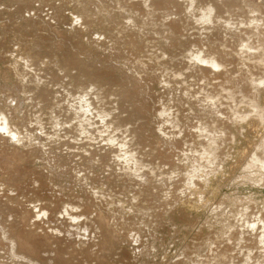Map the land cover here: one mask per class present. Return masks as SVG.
I'll return each mask as SVG.
<instances>
[{
    "label": "bare ground",
    "instance_id": "6f19581e",
    "mask_svg": "<svg viewBox=\"0 0 264 264\" xmlns=\"http://www.w3.org/2000/svg\"><path fill=\"white\" fill-rule=\"evenodd\" d=\"M21 1L25 2V0ZM60 1H66L68 5L76 8L75 12H71L74 13L76 22H82L81 25H85L86 29L97 24L96 21H100L108 23L105 24L107 26L105 29H108L105 32H115L113 41L107 40L108 42L103 43L101 40L94 41V48L97 45H105L106 51L121 55L120 57L124 55L123 57L129 62L130 60L134 61L133 67H130L131 71L129 68L131 75L126 76L124 86L118 85L121 88L117 94H114L115 97H121L123 100L136 99L140 94L138 91L140 87H136L137 90L135 88L128 90L126 86L130 80L135 81L137 77L141 76H143L145 85L163 80L168 86L173 87L177 92L183 91L184 94L176 95V98L167 101L168 99L165 100L164 95L154 97L155 93L153 92L154 95H150L152 101L145 102L144 107L141 106V108L149 112L153 111L156 123L151 124L146 132L144 127L147 117L144 116L141 119L136 118L137 121L130 123L134 127L124 131L123 128H126L124 127L126 126L124 117L99 108V104L104 102L101 91L103 87L101 86L110 76L106 77L107 79L105 78L104 81L105 75L100 74L103 70L98 73L94 72L96 65L94 64L93 67L87 61H80L79 57L77 59L79 61L72 66L71 64L69 66L67 60L64 61L67 64L59 61L62 65L58 68L55 61L58 54L56 53L57 55H52L53 57L50 58L46 53V56L43 57L44 53L41 54L38 50L40 42L35 41L37 37L31 39L34 34L31 37L28 35V26L30 27L28 30L37 27L36 32L43 28L50 33L51 40L59 39L62 36L60 32L62 30H59L57 26L60 25L61 19L59 18L64 17L63 20H65L66 17L63 15L68 9L67 7L61 3L55 8L50 6L53 8L51 10L53 12L47 16L49 19L44 18L46 14L44 17L37 14L39 20H36L38 25L35 26L30 23L31 25L25 27L26 23L20 24L19 22V24L12 25V28L2 27L4 36L8 34L11 36V32L18 34L16 37L19 36V38H16L15 45L19 49L7 50V45L2 41L1 51H4V56L2 54L3 58L0 60L6 59L5 65L11 68H6L5 73L0 70V81H2L0 83V264H131L136 262L142 264L148 259L149 251L151 250L152 253V249L156 250L154 246L152 248L150 245L149 238L151 235L154 238L159 237L160 233L157 235V230L167 222L164 218L168 211L166 208L169 209L171 206L173 209L183 193L178 190L186 188V191H192L193 188L208 185L210 176H215L219 172V167L222 166L217 162L224 163V159L228 157L222 147L229 148L226 142L229 144L235 141L231 139L236 138L234 130L240 129L241 131V123L244 124L247 120L257 118L258 122L264 124V104L262 103L264 92V0H245L244 3L248 4L246 5L248 9H246L250 10L251 14L247 17H242L243 15L240 14L243 21L234 22L231 24L233 27L230 28L226 24L231 19L234 20L237 13L235 11L245 9L239 5L237 0H211L206 5L201 0ZM87 4H94L97 7L87 8ZM13 5L15 4L13 3ZM116 5L130 9L131 15L132 13L133 16L135 15L132 30L128 26L132 18L127 25L119 24L121 23L120 12L117 14L111 12L117 8ZM72 7L69 10H73ZM174 7L178 8L176 14H180L182 11L180 8H182L185 16L181 15L183 18L179 19H173L172 15L168 16L169 9H174ZM223 8L234 10L230 13L229 19H225L222 15ZM148 11L150 17H147ZM3 14L0 11V19L3 18ZM26 19L25 22H28L29 17ZM6 22L5 26H8V22ZM197 25H199V31L206 32L205 37L196 36L197 34L194 37L187 35L189 29L199 32L195 28ZM32 27L34 28L32 29ZM143 29L146 30L145 33L150 31L153 32V35L154 33L160 35L161 40H158V44L150 43L149 39L153 36L152 33L140 39L139 32ZM222 32L226 33L225 37L222 36ZM73 33L70 31L67 37L63 36L64 42H62L65 43L67 38L66 41L70 43L69 45H74L78 37H74ZM76 33L78 34L77 30ZM35 34L37 36V33ZM108 35L110 34L108 33ZM4 36L0 37V40ZM43 36L45 34L41 36L44 39ZM154 37L156 38V36ZM47 39L45 37L44 42ZM48 42L50 44L51 41ZM60 44L58 45L60 46ZM53 49L48 50L53 51ZM73 49L75 48L73 47ZM93 51L95 52V50ZM46 59H50L49 63H45ZM73 70H77L79 75L73 76ZM105 71L108 72L107 68ZM32 72L37 73L35 77L38 80L32 77L33 86L31 84L27 86L24 83L25 79L30 77ZM114 72L116 73V71ZM14 75L17 77H15L16 82L3 84L5 80H10V77ZM61 75L71 79L69 81L71 86L80 81L79 77H88L90 78V80L87 78L89 90L91 88L93 91L91 93L89 90L74 92L66 87L64 89L67 94L59 100L54 96L55 93L51 90L50 84L60 80ZM120 76L123 75L120 74ZM48 77H50V81L43 83V80ZM80 82L82 83V81ZM101 82L103 83L100 84ZM136 82L131 87L139 86ZM141 86L143 87V85ZM112 91L114 90H107L106 95L109 99L108 94ZM30 93H33L31 97L27 95ZM69 97H72L77 105L71 108H69L70 105L62 107L61 110L66 113L61 116L64 112L59 109L63 101L68 102ZM105 99L107 98L105 97ZM142 100L144 101V99ZM28 101L33 103L28 104ZM40 101L45 106L40 110H35L42 105ZM135 105L136 103H134ZM118 110L120 111V109ZM95 112L98 113L95 115ZM185 114H189L188 116L191 118H188L189 121L186 125L184 124ZM68 115L71 117L69 120H65ZM111 116L112 118L109 119ZM97 117L100 118L99 122L90 123ZM196 120L197 122H195ZM75 121L77 123L72 124ZM96 126H98L97 129ZM121 129H123L121 136H116L115 132ZM77 136L80 138L84 136V140L78 141L75 139ZM54 139L59 140L60 143L57 145L51 142ZM100 139H103L109 150L104 157L100 158L99 162H96L93 157L99 153V150L95 151L97 146L94 142ZM148 139L159 141L158 144H153L147 142ZM228 141L230 142L228 143ZM148 144H150V151L146 152ZM259 145L254 156L248 158L243 170V177H241L244 184L254 183L258 186L264 184V140ZM221 148L223 151H220ZM231 149L229 148V150ZM66 150L71 152L70 156L65 155ZM229 152L227 155L230 157L231 153ZM222 155L224 157L221 159ZM77 158L86 161L85 168L82 166L79 172L74 168V165L78 166L75 161ZM177 159L179 165L175 161ZM183 161L192 163L193 169L191 168V171L186 169L187 171L182 172L183 170L180 168ZM162 163H165L164 169L169 168L168 171L163 170L167 173L161 172L162 169H154L161 167ZM98 167L103 175L108 174L104 178V183L103 179L99 178L100 176H97L96 179L90 178V175L95 172L94 169H98ZM211 167L215 168L211 170ZM81 173H85V176L79 177ZM169 173L171 176L168 175ZM64 176H68L69 181L64 182L66 180ZM161 176L162 180L165 178L164 182L160 180L162 186L175 188V191L179 193L175 195L179 196L181 193L179 197H174L175 202L169 206V202L163 205V207L166 206L164 214L157 213L156 206L152 205L150 209V206L148 208L142 206L143 202H147L142 198L143 196L148 195L147 199H153V189L158 190V187L153 186L154 181ZM131 182L139 186V189L132 187L134 189L132 194L126 192V187ZM101 184L106 189L94 192L95 189H99L96 186ZM79 187L84 191L74 192ZM46 188L49 189L48 191L51 188L53 190L48 192L45 190ZM57 188L59 191L56 190ZM203 188L206 189V187ZM186 191L184 192L187 193ZM197 191H193L191 194ZM203 191L205 190L203 189ZM74 193L78 194L75 196ZM169 193L174 194L175 192ZM173 194L172 196H175ZM196 194L203 196L204 193L197 192ZM202 199L198 200V203ZM246 199L251 202H246L244 206L234 205L237 207V210L234 209V212H231L234 215V221L229 223L225 231L224 229L220 232L217 230L218 232L215 231L213 234L211 232L203 238H200V235L192 245H185L186 251L183 256L187 258L175 264H264V204L262 203L263 207L260 208L253 198L247 197ZM138 201L141 202L137 205ZM124 204L130 207L125 210L143 215L133 218L134 220L139 218V221L135 223L136 228L132 229L135 234L131 235L133 236L131 238L133 243H131L135 244L134 250L132 249L134 255L130 251L133 246L130 244L129 236L127 237L128 233H123L127 230L128 220H132V214H123L125 212ZM241 207L244 210L238 211ZM214 209L218 211L219 207ZM222 218L223 216L218 219ZM223 226H226L225 223ZM158 237L157 239H159ZM157 239L155 238L156 241H158ZM155 240L152 244H155ZM127 243L130 245H124ZM203 246L206 247V255H200L199 249ZM94 250L97 252H93ZM143 258L147 259L143 260ZM141 260L143 261L141 262Z\"/></svg>",
    "mask_w": 264,
    "mask_h": 264
},
{
    "label": "rangeland",
    "instance_id": "374dc122",
    "mask_svg": "<svg viewBox=\"0 0 264 264\" xmlns=\"http://www.w3.org/2000/svg\"><path fill=\"white\" fill-rule=\"evenodd\" d=\"M14 1V2H13ZM28 1V2H27ZM25 0V2L24 1H21V0H0V11H2L4 14H3V18H1L0 19V29H2V30H0V37H2V36H4V31H3V28L2 27H6V28H8V27H10V28H12L14 25H16V23L17 24H19V22H20V24L22 23V24H25L26 23V25H25V27L27 26V25H31L30 23H32V26L34 25H38L37 24V21L39 20V18H37V14H40V16L41 17H44V15H45V17L44 18H47V20L49 19L47 16L48 15H51L52 14V12L53 11H51L53 8H55V6H58V5H61V4H63L64 5V7H67L66 9L67 10H65V14L63 15V16H65L66 18H65V20H63L64 19V17L62 18H59V19H61L60 20V25H58L57 26V28L59 29V30H62V31H60L61 32V37L58 39V38H54V37H52V38H54L53 40H51L50 39V33L47 31H45L43 28H40V31L38 30L37 32H36V30L38 29L37 27H32V29L33 30H28L29 28L27 27V32H28V35H30V37L34 34L35 35V37H34V35H33V37H31V39L32 38H36L37 37V39H35V41L37 40V42H40V43H38V50L41 52V54H43V57H44V55L46 56V53H47V57L48 56H50V58H51V56L52 55H57L56 57V59H55V61H56V63L58 64L57 66H58V68H60V65H62V63H60V62H64L65 60H67L66 62H68L69 63V66H70V64H71V66L73 65V64H75V63H77L79 60H77V59H79L80 58V61H87V62H89L90 64H92V66L94 67L95 65H96V67H95V69L93 70L94 72H97L98 73V71H104V73H102V72H100V74H102V75H105V77H103V80L105 81V78L107 77L108 78V76H110L109 78H108V80H106L105 82L106 83H103V82H101L100 84H102L103 86H101V87H103L102 88V98H104V102H102L101 104H99V108H101V110H104V111H109L110 113H113V112H115L116 114H120L122 117H124V119H125V125L126 126H124V127H126V128H123L124 129V131H125V129L126 130H130V129H132L134 126L133 125H131L130 123H133L134 121H137L136 120V118H142V117H144V116H146L147 117V119H146V126L144 127V130H146V132H148V127L152 124V125H154L155 123H156V118L154 117V112L153 111H151V112H149L148 110H142L143 108H141V106L142 107H144V103L145 102H147V101H152V98H151V96H153L154 95V93H155V95H154V97L155 96H157V95H164V98H165V100H167V101H170L171 100V98L172 99H174V98H176V95H182V94H184V92L183 91H180V92H177V90L176 89H174L173 87H171V86H168L166 83H164V81L162 80V81H159L158 80V82H155V83H153V84H150V85H145V82H143V76H141V77H137V79L135 80V81H137L136 82V84H138L139 86H137V85H135V86H133V87H131L132 86V84L134 83L135 84V81H133V80H130V82H129V84L126 86L127 88L126 89H130V90H134V88H135V90H137L138 88H136V87H140L139 89H138V91L140 92V94H138V96L136 97V99L134 98V100L133 99H129V100H123V98H118V97H115L114 96V94H117V92H118V90H119V88H121L120 86H118V85H123L124 86V82H126L125 80H126V78L129 76V75H131V66L133 67V64H134V61H131L130 60V62H129V60L127 59L126 60V58L125 57H120L121 55H117V54H114L113 52L111 53V52H109V51H106V49H105V45H97L96 46V48H94V41L95 42H99L100 40H101V43H103V42H106L107 40L109 41V42H111V41H113L114 39H115V37L113 36L114 35V33L115 32H110V31H108V32H105L106 30H108V29H105L107 26H105V24H108L107 22H104V23H101L100 21H96L97 22V24L95 23V25H93L92 27H87L88 29H86L85 27V25L83 26V25H81V23L82 22H76V17L74 16V13L73 12H75V9L72 7V5H68V3L66 2V1H60L59 2V0H43V3H41L42 2V0H38V2H37V0H34V1H30V0ZM50 1V2H49ZM202 2H203V4L204 5H206L207 3H210L211 2V0H201ZM221 1V0H220ZM238 1V3H239V5H241L242 6V8H245V9H241V10H238V11H235V12H237L236 13V15H235V17H234V20L232 21V19H231V21H229V23H227L226 24V26L228 27V28H230V27H233L231 24H233L234 22H242L243 21V18L242 17H247V16H249L251 13H250V10H248L247 11V6L246 5H248V4H246V3H244L245 2V0L243 1L242 0V2H241V0H237ZM21 2V3H20ZM33 2V3H32ZM13 3L15 4V5H13ZM29 5H28V4ZM45 3V4H44ZM47 3V4H46ZM61 3V4H60ZM67 3V4H66ZM18 4H19V6H18ZM31 4V5H30ZM53 4V5H52ZM55 4H57V5H55ZM7 5V6H6ZM14 7H13V6ZM41 5V6H40ZM49 5V6H48ZM66 5H68V6H66ZM244 5V6H243ZM6 6V7H5ZM50 6H53V8L52 7H50ZM70 6V7H69ZM89 6V7H88ZM91 6V7H90ZM240 6V7H241ZM246 6V7H245ZM17 7V8H16ZM35 7H37L36 9L37 10H39V11H37L36 9H35ZM71 7H72V9L73 10H69V9H71ZM94 7H97L96 5H94V4H87V8H92V9H94ZM116 9H114V10H112L111 12L113 13V14H117V12L120 14H118L119 15V17H121L120 18V21H121V23H119V24H122L123 23V25H127L128 24V22L131 20L130 18H132V21H130L129 22V29L130 30H132V28H133V24H132V22H133V18H135V15L133 16V13H132V15H131V11H130V9L128 10L127 8L126 9H124V8H122V6L120 5L119 7H118V5H116ZM247 8V9H246ZM31 9H33V10H31ZM44 9V10H43ZM127 10V11H126ZM175 10V11H174ZM177 10H178V8H176V7H174V9L172 8H170L169 9V11H168V13H167V15L169 16V15H172V16H174V18L173 19H179V18H183L185 15V13H184V10L182 9V8H180V10H182L181 11V13L180 14H176V12H177ZM5 11V12H4ZM10 11V12H9ZM13 11V12H12ZM43 11V12H42ZM71 11H73V12H71ZM234 11V10H233ZM232 11V9L231 10H228L227 8H223L222 9V12H223V14L222 15H224V17H225V19H229L230 18V13H232L233 12ZM21 12V13H20ZM45 12V13H44ZM122 12V13H121ZM127 12V13H126ZM173 12H175V13H173ZM191 12V11H190ZM48 13V14H47ZM73 13V14H72ZM112 13H110V15H112ZM124 13V14H123ZM20 14V15H19ZM31 14V15H30ZM33 14H34V16H33ZM122 14V15H121ZM187 14H189V13H187ZM243 15L242 17H240L241 15ZM26 15V16H25ZM109 15V16H110ZM148 15V16H147ZM147 17H150V15H149V11L147 12ZM178 15H180V16H178ZM181 15L183 16V17H181ZM229 15V16H228ZM245 15V16H244ZM68 16V17H67ZM176 16V17H175ZM13 17H14V19H13ZM25 17V18H24ZM29 17V23L28 22H25V21H27V19L26 18H28ZM123 17H125V18H123ZM31 18H32V20H34L35 19V21H32L31 20ZM237 18V19H236ZM3 19V20H2ZM67 19V20H66ZM124 19V20H123ZM9 20H10V23H9ZM16 20V21H15ZM37 20V21H36ZM9 23H7V22ZM32 21V22H31ZM59 21V20H58ZM61 21H63V22H61ZM3 22H4V24H3ZM5 22L7 23V25L8 26H5ZM14 23V24H12V23ZM33 22H34V24H33ZM66 22V23H65ZM223 22H225L224 20H223ZM28 23V24H27ZM36 23V24H35ZM118 24V25H119ZM13 25V26H12ZM80 25V26H79ZM100 25H101V27H100ZM103 26V27H102ZM73 27H75V28H73ZM198 27H199V25H197L195 28L199 31V29H198ZM76 28H78V29H76ZM90 28V29H89ZM41 29H43V30H41ZM72 29V30H71ZM74 29H75V31H74ZM46 30H47V27H46ZM59 30H57V32H59ZM64 30V31H63ZM76 30H77V32H78V34L76 33ZM195 30V29H194ZM224 30V29H223ZM34 31V32H33ZM43 31H45V33H43ZM71 31V33H73V31H74V33H73V35H74V37H78V40H77V42L72 46H70L69 44V42H67L66 40H67V38L65 39V43H63L64 41V38H63V36L64 37H67V35H68V33ZM86 31V32H85ZM89 31V32H88ZM104 31V32H103ZM144 31H146L145 29H143V30H141L139 33L141 34L140 35V39H141V37L142 38H145L146 37V35L148 34V35H150V33H152V35H153V32H150V31H148V32H144ZM39 32V33H38ZM40 32H42L41 34H40ZM59 32V33H60ZM82 32V33H81ZM193 30L192 29H189L188 30V32H187V35L188 36H191V37H194V35H196V36H203V37H205V35H206V32H203V31H199V32H197V31H194L193 33ZM12 34H11V36H10V34H8V35H5L4 36V38L3 39H1L0 40V52H1V54H0V56L3 54V56H4V51L2 52L1 51V47H2V41H4L5 42V44L7 45V50H10V49H14V50H18L19 48L15 45L16 43H17V40H16V38L18 37L19 38V36H17L16 37V35H18L17 33H14V32H11ZM31 33V34H30ZM35 33H37V36H36V34ZM108 33L110 34V35H108ZM189 33V34H188ZM39 34V35H38ZM45 34V36H43L44 37V39H45V37H46V39H47V36L49 37L47 40H45V42H44V39L41 37L42 35H44ZM83 34V35H82ZM222 34V36L223 37H225L226 35V33L225 32H222L221 33ZM13 35H14V38H13ZM41 35V36H40ZM77 35H79V36H77ZM107 35V36H106ZM112 35V36H111ZM147 35V36H148ZM40 36V37H39ZM84 36V37H83ZM154 36H156V38L154 37ZM158 36V37H157ZM10 37V38H9ZM82 37V38H81ZM110 37V38H109ZM160 37V38H159ZM42 38V39H41ZM109 38V39H108ZM9 39H11V40H9ZM40 39V40H39ZM50 39V40H49ZM56 39V40H55ZM63 39V40H62ZM104 39V40H103ZM125 39V38H124ZM43 42H42V41ZM57 40H59V41H57ZM82 40H84L83 42H82ZM91 40H93V41H91ZM158 40H161V36L160 35H156V33H154V35L151 37V39H149V41H150V43H152V42H155V43H157L158 42ZM47 41V42H46ZM48 41H51L50 42V44H49V42ZM55 41V42H54ZM63 41V42H62ZM107 41V42H108ZM10 42V43H9ZM42 42V43H41ZM48 43V44H47ZM57 43V44H56ZM59 43H61L60 44V46L58 45ZM67 43V44H66ZM78 43V44H77ZM41 44V46H39ZM53 44V45H52ZM63 44H65L64 46H61V45H63ZM83 44V45H82ZM84 44H86V46H84ZM93 45V46H91V45ZM158 44V43H157ZM47 45V46H46ZM59 46V48H57L58 46ZM77 46V48H76V46ZM91 46V47H90ZM106 46H108V45H106ZM41 47V48H40ZM49 47V48H48ZM52 47V48H51ZM62 47V48H61ZM64 47H65V49H64ZM73 47L75 48V49H73ZM53 48H56V49H53ZM67 48H69L68 49V51L70 50V52L68 53V51H67ZM45 49V50H44ZM48 49H50V50H52L53 49V51H50V50H48ZM60 49V50H59ZM63 49V50H62ZM72 49V50H71ZM95 50V52H97V53H95L93 50ZM96 49H98L99 50V52H98V50H96ZM59 50V51H58ZM63 52H62V51ZM77 50V51H76ZM102 50V51H101ZM56 51V52H55ZM71 51H73V52H71ZM89 51V52H88ZM50 52V53H49ZM52 52V53H51ZM54 52V53H53ZM59 52H61V53H59ZM76 52H78L77 54H76ZM57 53V54H56ZM105 53V54H104ZM108 53V54H107ZM150 53V52H149ZM160 53V52H159ZM63 54V55H62ZM79 54H81V55H79ZM112 54V55H111ZM60 55V56H59ZM66 57H65V56ZM3 56H1L0 58H3ZM7 56V55H6ZM8 56L10 57V54H8ZM60 57V60H58L59 59V57ZM73 56V57H72ZM102 58H101V57ZM53 57V56H52ZM63 57H64V59H63ZM79 57V58H78ZM120 57V58H119ZM8 58V57H7ZM62 58V59H61ZM6 60V59H5ZM5 60H0L1 62H0V67H1V71L3 70L4 71V73H5V71H6V68L8 69V68H11L10 66H6L5 64H6V62L7 61H5ZM49 60L50 59H46V60H44L45 61V63H49ZM58 60V61H57ZM101 60V61H100ZM126 60V61H125ZM60 61V62H59ZM70 61V62H69ZM75 61V62H74ZM136 62V61H135ZM65 63V62H64ZM97 63V64H96ZM130 63V64H129ZM65 64H67V63H65ZM95 64V65H94ZM129 64V65H128ZM101 65V66H100ZM126 65V66H125ZM128 65V66H127ZM75 66V65H74ZM104 66V67H103ZM118 66V67H117ZM111 67H112V69H111ZM114 67H115V69H114ZM71 68V67H70ZM100 68H101V70H100ZM106 68H107V71H108V69H109V71L108 72H110L111 71V73H108V72H106L105 70H106ZM123 68H125V69H123ZM129 68H130V71H129ZM97 69V70H96ZM119 69V70H118ZM123 69V70H122ZM113 70V71H112ZM120 70H122V71H120ZM144 71L146 70L145 68L143 69ZM2 71V72H3ZM114 71H116V73L114 72ZM125 71V72H124ZM114 72V73H113ZM130 73V74H128V73ZM113 73V75H111ZM121 75H123V76H120V74ZM127 73V74H126ZM233 73V72H232ZM32 75L30 76V77H28V78H26L25 79V81L26 82H24L25 83V85H27V86H30V84H31V86H33V83H32V80H33V78H36L35 77V74H37L36 72L34 73V72H32L31 73ZM72 74H73V76H76V74H77V76L79 75V72L77 71V70H73L72 71ZM44 75V74H43ZM107 75V76H106ZM141 75V74H140ZM145 75V74H144ZM113 76V77H112ZM127 76V77H126ZM15 77H16V75H14V76H11L10 77V80H5V78L6 79H9L8 77H5L4 78V80L6 81H4L3 82V84H5V85H7V83H13V82H16V80L17 79H15ZM33 77V78H32ZM121 77V78H120ZM145 77V76H144ZM17 78V77H16ZM88 78V77H87ZM87 78L86 77H79V79H80V81H82V83L79 81L78 83H76V84H74L73 86H71L70 85V82L69 81H71V79H69V78H65L63 75H61L60 76V80H57V82H54V83H52V84H50L51 86H50V88H51V90L55 93L54 94V96L56 97V98H59V100H61V99H63V95H65V94H67L66 93V90L64 89V88H68L69 90H73L74 92H77V91H79V92H83V91H86V90H89V87H88V83H89V81L88 80H90V78H88V80H87ZM106 78V79H107ZM113 78H114V80H113ZM116 78V79H115ZM119 78V79H118ZM124 80H123V79ZM50 79V77H48V79H46V80H43V83L45 82V81H50L49 80ZM123 81H122V80ZM139 79V80H138ZM36 80H38V78H36ZM64 80V81H63ZM87 80V81H86ZM102 80V81H103ZM110 80V81H109ZM112 80V81H111ZM118 80V81H117ZM141 80V81H140ZM10 81V82H9ZM59 81V82H58ZM139 82H140V84H139ZM0 83H2V81H0ZM111 83H114V84H111ZM131 83V84H130ZM111 84V85H110ZM55 85V86H54ZM141 85H143V87L141 86ZM145 86V87H144ZM91 87V86H90ZM130 87V88H129ZM114 90V91H112V92H110L108 95L110 96V99L108 98V96L106 95L107 94V90ZM168 89V91H166ZM57 90V91H56ZM76 90V91H75ZM60 91V92H59ZM90 92L89 93H91L92 91H93V89H91L90 88V90H89ZM150 93H149V92ZM174 91V92H173ZM62 92V93H61ZM154 92V93H153ZM143 93H145L146 94V97H145V94H143ZM149 93V94H148ZM186 94V93H185ZM27 95H29V97H31L32 95H33V93L31 94H27ZM142 95H144V96H142ZM151 95V96H150ZM166 95V96H165ZM174 95V96H173ZM60 97H62V98H60ZM105 97L107 98V99H105ZM70 99V100H69ZM69 99H68V102L66 101V102H64L63 101V104H62V106H61V108L59 109L61 112H64V113H62L61 114V116H63L66 112L65 111H62L61 109H62V107H66V106H68L69 107V105H70V107L69 108H71L72 106H74V105H77L73 100V98L72 97H69ZM142 99H144V101L142 100ZM117 100H119V101H117ZM132 100V101H131ZM136 100V101H135ZM113 101V102H112ZM134 101V102H133ZM138 101V102H137ZM142 101H143V103H142ZM40 102H42V101H40ZM70 102H72L71 104H70ZM108 102V103H107ZM126 102V103H125ZM141 102V103H140ZM180 102H182V101H180ZM28 104H30V103H33L32 101H28L27 102ZM37 103H39V102H37ZM73 103H75V104H73ZM106 105H105V104ZM134 103H136V107L134 106ZM262 103L264 104V92H263V94H262ZM120 104V105H119ZM127 104H128V106H127ZM132 104V105H131ZM138 105H139V107H138ZM43 106H45V104H43V102H42V105L38 108V109H35V110H40V108L41 107H43ZM105 106V107H104ZM118 106V107H117ZM133 106H134V108H133ZM264 106V105H263ZM124 107H126V108H124ZM120 109V111L118 110V109ZM129 108V109H128ZM131 108H133V109H131ZM207 108H209V107H207ZM113 109V110H112ZM116 109V110H115ZM131 109V110H130ZM34 110V111H35ZM58 110V112H60ZM63 110H64V108H63ZM128 110V111H127ZM131 111V112H130ZM133 111V112H132ZM123 112V113H122ZM129 112V113H128ZM135 112V113H134ZM96 113H98V112H95V115H96ZM125 113V114H124ZM131 113V114H130ZM128 114V115H127ZM60 115V114H59ZM131 117H130V116ZM189 114H185V125H186V123H188V118L189 119H191L189 116H188ZM98 117H99V115H97ZM151 116V117H150ZM71 117V115H68V117L67 118H65V120H69V118ZM96 118L95 120H91L90 121V123H97V122H99L100 121V118ZM129 117V118H128ZM112 118V116L111 117H109V119H111ZM131 118V119H130ZM64 119V118H63ZM94 119V118H93ZM108 120V119H107ZM127 120V121H126ZM195 122H197V120L195 121ZM77 122L75 121V122H73L72 124H76ZM143 123V122H142ZM128 124V125H127ZM103 125V123L101 124V126ZM188 125V124H187ZM240 127H241V131H240V129L238 130H234V133L236 134V138L235 139H231V140H235L234 142H230V141H228V143L229 144H227V142H226V145L227 146H229V148L231 149V150H229V148H226V147H222V148H224V150H225V153H226V157L228 158H226V159H224V163H222V162H217V164H220V165H222V166H220L219 167V172L218 173H216L215 174V176L214 175H211L210 176V178H209V180H210V182L208 183V187L207 186H203L202 185V187L201 188H197L196 187V189H194L193 188V190L192 191H186V188L185 189H183V190H178V192H183L184 193V195H183V193H182V195H181V193H180V200H178V202H176L175 203V205L173 206L174 208L172 209V207L170 208L169 207V209H168V207L166 208L168 211H167V214H166V216L164 217L165 218V222L167 221H169L168 223L166 222L161 228H159L158 230H157V235H159V233H160V235H159V237L158 236H156L155 238L157 239V237L159 238V239H157L158 241H156L155 240V238H154V236H150V238H149V243H150V245L152 246V248H153V246L156 248V250H153L152 249V253H151V250L149 251V254H147V258H143V260H146L147 261V264L149 263V264H175V263H177L178 261H182V260H185L187 257L186 256H183L184 255V252L186 251V249H184V247H185V245H192L193 244V241H195V239L196 238H199V236H200V238H203V237H205V236H207V235H209L211 232H212V234H213V232H215V231H221L222 229H224V231L228 228L227 226L229 225V223L231 222V221H234V215L233 214H231V212H234V209H236L237 207H235L234 205H238V204H240V205H242V206H244V205H246V202H251V200H249V199H246L247 197H251V198H253V200H255V202H257V204H259V206H260V208H262L263 207V205H262V203L264 204V184H260L259 186L258 185H256V184H254V183H250V184H244L242 181H243V179H242V175H243V170L245 169V167H246V163H247V160H249L248 158H250V157H252V156H254L253 154L256 152V150L258 149V147L260 146L259 144L264 140V124H262L261 122H258V119L257 118H253V119H250V120H247V122H245L244 124H240ZM98 128V126H96V129ZM123 129H121V130H118V131H116L115 132V135L116 136H118V137H120L121 136V132H123ZM240 132V133H239ZM47 133V132H46ZM120 135V136H119ZM182 136V135H181ZM180 136V137H181ZM83 138H84V136H82ZM86 137V136H85ZM83 138H80V137H75V139H77L78 141H80V142H82V140H84ZM153 141V142H152ZM159 141V140H158ZM156 139H152V140H147V142H151V143H153V144H158L157 142H158ZM51 142H54L55 144H57L58 145V143H60V141L59 140H52ZM156 142V143H155ZM260 142V143H259ZM94 144L97 146L96 148L97 149H95V151H97V150H99V153L98 154H95L94 156L95 157H93L94 158V160L96 161V162H99L101 159V157H104L105 155H106V153H107V151L109 150V148L106 146V143L103 141V139H100L99 141H95L94 142ZM225 145V146H226ZM221 148V149H222ZM226 148V149H225ZM220 149V151H223V149L221 150ZM150 151V144H148L147 145V148H146V152H149ZM162 151H163V149H162ZM228 151H230L229 153H231L230 154V157H229V155H227L228 154ZM221 153V152H220ZM219 153V155L221 156V154ZM69 155L70 156V154H71V152L69 153V151H67L66 150V152H65V155ZM223 154V153H222ZM67 155V156H68ZM224 156H225V154H223ZM222 155V157H221V159L224 157ZM81 158H77V160H75L76 161V163L78 164V166L77 165H74V168H75V170L76 171H80V169L82 168V166L85 168V164H86V161L84 162L82 159L80 160ZM74 161V162H75ZM176 162L178 161V159L177 160H175ZM193 162V161H192ZM158 164H160V163H158ZM165 164V163H164ZM163 163H162V165H161V167H159V168H157V167H155L154 169H162V171L161 172H163V170H167L168 171V169L169 168H165L164 169V165ZM180 163L179 162H177V165H179ZM93 167V166H92ZM216 167V166H215ZM215 167H211L210 169L212 170V169H214ZM189 168V169H188ZM192 168V163H190V162H187V161H183L182 162V166H181V170H183L182 172H185V171H187V170H189V171H191L190 169ZM187 169V170H186ZM193 169V168H192ZM95 170V172H96V174H95V172L93 173V174H91L89 177L90 178H93V179H96L97 178V176L99 177V178H101V179H103V183L105 182L104 181V178L108 175V174H105V175H103L101 172H100V169H99V167H98V169H94ZM167 171H164L163 173H167ZM208 171H210V170H208ZM207 171V172H208ZM98 172V173H97ZM107 172H108V170H107ZM160 173V172H159ZM162 174V173H161ZM163 175H167V174H163ZM169 176H171V174L169 173L168 174ZM185 175V174H184ZM83 176H85V173H81L80 175H79V177H83ZM95 176V177H94ZM157 176H159L158 174H157ZM242 176V177H241ZM164 177V176H163ZM172 177H173V175H172ZM64 178L66 179V180H64V182H67V181H69V178H68V176H64ZM173 178H175V177H173ZM71 179V178H70ZM160 180H161V182H164V180H165V178L162 180V176L159 178H157L155 181H154V185L153 186H155V187H158V190L157 189H153V193H154V196H153V199H147V198H149V196L148 195H146L145 197L143 196L142 198H144V200L145 201H147V202H143L142 204V206H144V207H147L148 208V206H150L149 207V209L151 208V206L153 205V206H156V212L157 213H160V214H164V212L166 211V209L164 208V207H166V206H164L163 207V205L164 204H166L167 202H169L168 203V206L171 204V203H173V202H175L176 200H175V198H177V196L178 195H175L176 193H178V192H176L175 191V188H167V187H164V186H162L163 184L160 182ZM140 181V180H139ZM203 181V180H202ZM242 182V184H240ZM129 186H127L126 187V192H129V193H131L132 194V191L134 190L133 188L135 187V189H139V186H137L136 185V183H133V182H131V183H129L128 184ZM159 185V186H158ZM254 185V186H253ZM263 186V187H262ZM133 187V188H132ZM203 187H206V189L205 188H203ZM91 189H92V187H90ZM89 188V189H90ZM96 188H99V189H95V191L94 190H91V191H94V192H98V191H100V190H102V189H106V188H104L103 187V185L101 184V185H98V186H96ZM153 188V187H152ZM52 189V188H51ZM51 189H50V191H48L47 190V188L45 189V190H47L48 192H51ZM59 188H57L56 190L57 191H59L58 190ZM77 189V188H76ZM74 190V192H83L84 190H83V188H81V187H79L77 190ZM203 189L205 190V191H203ZM53 190V189H52ZM97 190V191H96ZM196 190H198L197 192H203L204 194H203V196H201L202 194H200V195H198V194H196L197 192H195V193H193V194H191V192H193V191H196ZM184 191H186L187 193H185ZM46 192V191H45ZM73 192V191H72ZM169 192H175L173 195H175V196H172V194H170ZM168 193H169V195H168ZM209 193V194H208ZM76 194H78V193H74V195L76 196ZM179 194V193H178ZM186 194V195H185ZM166 195V196H165ZM249 195V196H248ZM131 197L133 196V195H130ZM178 196V197H179ZM193 196V197H192ZM169 197H170V199H169ZM175 197V198H174ZM182 197V198H181ZM186 197V198H185ZM201 197V198H200ZM123 198V197H122ZM203 198V199H202ZM168 199H169V201H168ZM182 199V200H181ZM202 199V201H200V203H198L199 201L198 200H201ZM245 200V201H244ZM166 201V202H165ZM139 202H141V201H138V202H136L137 203V205H138V203ZM222 202H223V204H222ZM126 204H127V201H126ZM126 204H124V211L125 212H123V214L124 215H131V218H132V220L130 221V220H128V222H127V224H126V228H127V230H125L126 231V233H125V231H123V233L124 234H127V237H128V239L129 240H131L130 241V244L133 246L132 248H131V252H132V254L134 255V246H135V244H132L133 242H132V240L133 239H131L133 236H134V234L135 233H133L132 231V229H135L136 228V222H138L139 221V218H136L135 220L133 219V218H135V216H143V215H141V214H135V213H137V212H132V211H128V210H125V209H130V207H129V205H126ZM215 205V206H214ZM251 205H253V204H251ZM205 206V207H204ZM217 206L219 207V209H218V211L216 210V209H214V208H217ZM128 207V208H127ZM214 210H213V209ZM223 208V209H222ZM140 209V208H139ZM172 209V211H170ZM142 210H143V208H142ZM237 210V209H236ZM242 210H244V208L243 207H241V208H239L238 209V211H242ZM122 211V210H121ZM226 211V212H225ZM171 213H173V214H171ZM159 214V215H160ZM178 214V215H177ZM218 214V215H217ZM224 214V215H223ZM179 216V217H178ZM182 216V217H181ZM223 216V218L222 219H218L219 217H222ZM171 220H173V221H171ZM219 221V222H218ZM193 222H195V223H193ZM131 223V224H130ZM222 223V224H221ZM223 223H225V225L226 226H223ZM214 224V225H213ZM217 224V225H216ZM133 225V226H132ZM193 225V226H192ZM205 225V226H204ZM212 225H213V227H212ZM215 226V227H214ZM135 227V228H134ZM206 227V228H205ZM225 227V228H224ZM227 227V228H226ZM202 228V229H201ZM164 229V230H163ZM213 229V230H212ZM131 230V232H129ZM178 230H179V232H178ZM128 231V232H127ZM217 231V232H218ZM129 233H132V234H130L129 235ZM223 234V233H222ZM131 235H133V236H131ZM165 235V236H164ZM197 235V236H196ZM221 235V234H220ZM131 236V237H130ZM153 237V238H152ZM163 237V238H162ZM148 240V239H147ZM153 240H155V244H152V242H154ZM132 242V243H131ZM160 243V244H159ZM130 244H124V245H126V246H129ZM162 245V246H161ZM159 246V247H158ZM187 246V247H188ZM133 249V250H132ZM184 249V250H183ZM206 249V247L205 246H203L201 249H199L200 251H201V254L200 255H206V253H205V250ZM98 250V249H97ZM93 252H97V251H93ZM148 255H149V257H148ZM155 256V257H154ZM145 257V256H144ZM155 259V260H154ZM143 260H141V262L143 261ZM146 261L144 262H142V264H146ZM151 261V262H150ZM140 262V263H141ZM168 262V263H167ZM117 264V263H116ZM119 264V263H118ZM131 264H138L137 262L136 263H131Z\"/></svg>",
    "mask_w": 264,
    "mask_h": 264
}]
</instances>
